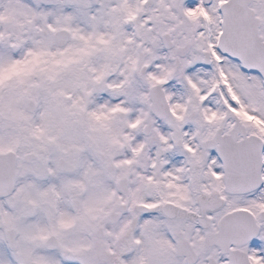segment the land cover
Instances as JSON below:
<instances>
[{
  "label": "snow or ice",
  "instance_id": "obj_1",
  "mask_svg": "<svg viewBox=\"0 0 264 264\" xmlns=\"http://www.w3.org/2000/svg\"><path fill=\"white\" fill-rule=\"evenodd\" d=\"M0 264H264V0H0Z\"/></svg>",
  "mask_w": 264,
  "mask_h": 264
}]
</instances>
